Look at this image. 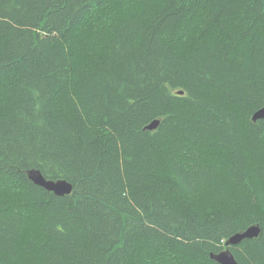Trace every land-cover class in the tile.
<instances>
[{
    "label": "trees",
    "instance_id": "obj_1",
    "mask_svg": "<svg viewBox=\"0 0 264 264\" xmlns=\"http://www.w3.org/2000/svg\"><path fill=\"white\" fill-rule=\"evenodd\" d=\"M262 107L264 0H0V264H264Z\"/></svg>",
    "mask_w": 264,
    "mask_h": 264
},
{
    "label": "water",
    "instance_id": "obj_2",
    "mask_svg": "<svg viewBox=\"0 0 264 264\" xmlns=\"http://www.w3.org/2000/svg\"><path fill=\"white\" fill-rule=\"evenodd\" d=\"M180 93H182V91H180ZM259 119H264V107L256 110L252 115V121H257ZM159 123L160 120L156 119L148 124L145 128L148 130L156 129ZM27 176L34 184L51 191L58 196L70 194L73 190V185L68 180L64 178H46L38 168H30L27 170ZM259 233L260 227L258 225H251L245 230L233 234L225 243L227 248L218 253H210L211 259L215 260L219 264H239L229 249V246L237 245L244 239L257 237Z\"/></svg>",
    "mask_w": 264,
    "mask_h": 264
}]
</instances>
